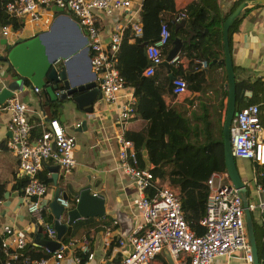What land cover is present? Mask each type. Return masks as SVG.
<instances>
[{
  "label": "crops",
  "instance_id": "crops-1",
  "mask_svg": "<svg viewBox=\"0 0 264 264\" xmlns=\"http://www.w3.org/2000/svg\"><path fill=\"white\" fill-rule=\"evenodd\" d=\"M238 1L240 2L242 0H174L177 9L176 17L179 13L185 15L180 20V24L184 25L186 31H189L188 24L190 21L188 22V20L190 18L199 25L200 21L209 19L214 15L213 8L217 7L218 11L224 15ZM141 3L142 0H134L129 14L123 11H116L110 16H106L102 12L96 14L98 39L104 46L109 43L110 36L117 25L121 24L126 26L128 19H139ZM192 4L193 8L187 10L188 6ZM52 6L41 8L38 19L31 22L24 16L14 17L22 24L16 30L12 29L10 25H7L11 30L7 36L2 35V27H0V55L4 49V45L1 44L3 38H7L8 42H13L19 36L28 38L42 33L44 40L47 42L49 54L51 57H55L53 64L58 71L67 68L68 82H88L93 80L99 90L97 80H95L94 70L89 66L88 62V55L91 58V52L88 49L86 31L69 10L63 9V12H58L53 10ZM200 9H203L201 15L195 18V15ZM239 17L230 44V53L235 75L240 79H245V81L251 83L259 81L264 85V3L245 8ZM221 28H223V23ZM181 33L183 35V32ZM177 38L182 40L180 36H177ZM188 38L182 40V42L188 43ZM196 41L198 45L202 43L201 38H196ZM183 43L179 52L182 50ZM220 49L216 46V52L218 54L217 60L223 56V45L222 51ZM167 50L169 51L170 49L168 48ZM179 56L176 62L184 72L189 71L192 64L193 67L191 69L194 66L197 69L202 68L200 66L204 60L200 58L193 59L186 53ZM7 67V64L3 60H0V90L6 88L13 93L9 99H17L27 105L29 109L27 116L31 130L35 129L37 133L38 131L42 132L49 119L57 118L67 136L74 141L72 155L76 160V166L69 174L62 175L59 169L55 183L52 177L53 172L51 171L52 166L55 164L47 163L45 165V170L42 175L51 180L47 184V190L43 196V204L46 206L48 212L52 215L47 202L52 200L57 187L65 189L66 185L70 184L74 190H77L89 184L92 192L103 196L105 210H112L117 214L121 212L129 218V224L119 221L117 217L106 214L75 220L68 227L65 234L67 235L68 230L73 227L76 221L80 222L75 227L74 235L69 238L78 239V241H82L83 239L87 240L94 257L92 260H88L87 254L81 252L79 248H76V250L66 253L59 264H110L114 259L121 258L129 250V246H121L120 240L124 236L132 233L137 225L143 224V219L140 217L138 211L131 205L132 199L138 195V191L118 166L117 143L114 139L117 131L116 119L119 106L132 95L133 88L128 86L122 89L114 103L105 101L101 94V98L94 103L91 113H84L81 110L74 111L76 104L74 102H66L63 109L66 120L61 121V114L57 112V106H53L49 102V93L39 87V92H35L34 88L36 86H32L31 82L26 78L19 79L17 73L12 68L8 71ZM158 71L162 72L160 69ZM205 77L206 84L202 86L199 92H192L188 89L183 95H173L169 92V89L162 93V98L167 107H171L180 112L188 120H191L192 123L198 124L199 121L196 117H202L205 113H207L209 121L215 122L217 121L216 114L218 115V125L222 128L227 100V76L225 67L222 64L213 65L208 69ZM53 83L52 81L51 84ZM59 85H61V82ZM257 86L259 85L257 84ZM57 91H59V95L63 93V89L61 88ZM250 91L252 92V90L244 91V100L251 99L248 95ZM245 93L246 96H244ZM7 102L6 100L0 105V247L2 239L5 237V228H9L14 235L25 234L27 236L28 246H31L32 252L52 253L45 246L41 245L40 242L43 238L48 240L54 239H50L43 231L38 233V222L28 212V200L23 196V188L27 179L19 171L16 156L7 150L5 146L6 140L11 135L9 129L10 115L5 109ZM257 103L262 104V102ZM50 109H53V111L50 112ZM262 118H264V115H262ZM84 119L87 120L86 127H82L81 125V121ZM142 120L141 115L136 112L128 121L127 129L128 127L133 130L140 129L139 122ZM262 126L264 130V122H262ZM37 133H33V140L40 136H37ZM140 151L141 148L139 149ZM235 161H237L236 164L240 176L246 183L248 202L256 205L250 211V214L252 225L254 223L257 224L261 222L259 202L264 199V187L258 183V177L262 176L263 164L246 159H235ZM244 162H247L248 169L243 166ZM73 200L72 197L68 198L69 208L67 207V209L73 207ZM60 220L62 222L66 221L65 212L60 216ZM107 227L111 229L110 234H106L105 228ZM28 246L23 249L15 247L10 249V251H17L19 253L18 264H21L22 256L35 258L26 249ZM0 250L2 254L0 256V264H5L2 249ZM76 257L79 258L78 261L75 259ZM53 259L50 260L49 264H53ZM168 259L169 254L164 250L150 264H170ZM212 264L248 263L245 260L244 252L238 250L231 256H219L215 258Z\"/></svg>",
  "mask_w": 264,
  "mask_h": 264
},
{
  "label": "built area",
  "instance_id": "built-area-1",
  "mask_svg": "<svg viewBox=\"0 0 264 264\" xmlns=\"http://www.w3.org/2000/svg\"><path fill=\"white\" fill-rule=\"evenodd\" d=\"M134 0H11L6 3L9 16H24L29 22L37 20L40 9L46 6H59L69 10L84 28L91 52V67L95 73V80L105 101L114 103L119 92L128 87L123 76L116 67L117 53L125 32L129 27L131 40L143 36V27L138 20L128 19L126 26L117 25L110 36L109 43L104 46L98 39L96 14L102 12L106 16L116 11L131 12ZM185 15L179 13L177 21ZM1 33L7 36L9 26H2ZM170 33L165 23L160 26L158 38L146 45L145 55L149 64L142 71L144 76L153 75L164 60L162 49L166 46ZM178 60L176 55L171 62ZM207 61H202L200 67H206ZM186 81L178 76L171 80L169 92L173 95H183L187 92ZM39 92V88H34ZM59 91L56 95L59 96ZM252 97V92H248ZM247 95V97H248ZM246 96V93L245 95ZM249 99V98H247ZM5 109L9 112L10 137L5 146L18 160V168L26 177L23 196L28 200L27 210L33 215L38 226L50 239H56V232L52 225L43 219L48 211L43 204V196L47 185L41 181L38 174L47 163L59 166L62 175L69 174L76 166L72 155L74 141L68 137L57 118L49 119L40 136L30 138L31 126L28 120V107L17 99H8ZM133 93L124 100L117 113L116 134L118 166L128 179L135 185L138 195L132 199L131 205L136 208L143 224H139L132 233L120 240V245H128L129 250L110 264H150L162 251H167L174 264H212L219 256H231L234 252H244L248 264H253L251 248L247 240L245 214L242 199L237 195L225 172H212L206 184L209 195L204 216L199 224L204 228L202 234H196L187 224L181 209L177 194L168 187L152 185V175L149 170L140 167L137 150L133 140L126 137L128 121L135 115ZM264 108L261 103H246L237 109L231 124L230 141L231 152L235 159H247L264 164V130L262 115ZM154 193L148 195V189ZM57 201L68 207V201L60 196ZM248 209L252 211L256 205L248 202ZM260 221L264 223V199L259 202ZM106 234L111 229L105 228ZM1 249L5 264H18L19 253L10 251L12 247L23 249L29 242L25 234L14 235L12 230L5 228ZM79 250L87 254L92 260L94 254L90 251L89 243L83 239H70L60 242L59 247L40 258L22 256L21 264H59L66 253ZM77 261L78 257L75 258Z\"/></svg>",
  "mask_w": 264,
  "mask_h": 264
},
{
  "label": "trees",
  "instance_id": "trees-1",
  "mask_svg": "<svg viewBox=\"0 0 264 264\" xmlns=\"http://www.w3.org/2000/svg\"><path fill=\"white\" fill-rule=\"evenodd\" d=\"M8 1L10 0H0V27L10 25L12 29L16 30L22 23L7 13L5 5ZM238 3L239 1L224 15L218 11L217 7L213 8L214 15L200 21L199 25L190 18L188 20V22L190 21L189 31H186L184 25L176 20L177 9L174 0H142L138 21L143 27V36L131 40L129 27H126L117 53L116 67L123 76L126 85L133 88L135 111L143 119L139 122L140 129L126 128V137L133 140L142 168L144 164L139 149L146 142L151 162L149 171L152 175V185L158 188L168 187L177 194L185 221L196 234L204 232L199 220L205 213L209 195L206 181L212 172H225L221 126L218 128L219 136H216L207 113L202 117H196L199 121L198 124L191 123L183 114L165 105L162 93L170 89L171 81H169L168 73L171 72L174 76L183 78L187 83V89L192 92L201 91L202 86L206 84L205 73L195 66L191 69L193 64L189 71L184 72L175 61L170 62L166 68L161 65L159 69L162 72H159L158 69L153 75L144 76L142 71L148 63L145 47L158 38L160 26L165 23L170 36L166 46L162 49L163 58H165L167 49L173 46V40L177 36L185 40L192 33L191 40L188 43H183L181 52H178V58L179 55L186 53L193 59L200 58L209 64L211 60L218 58L216 46L222 51V23ZM191 8H193V4L189 5L187 10ZM202 11L203 9H200L197 14L195 13V18L200 16ZM239 18L228 30L229 48H231V37ZM196 38H201L202 43L198 45ZM235 85L237 109L250 102H262V106H264L263 83L259 81L251 83L235 75ZM245 90H252V100H244ZM262 122H264V118H262ZM33 133H37L35 129H32L30 133L32 140ZM38 133L37 136L41 132L38 131ZM44 170L45 167L38 176L47 185L51 180L42 175ZM258 183L264 187V164L262 165V176L258 177ZM153 193L152 188L148 189V195ZM43 219L52 225L50 212H44ZM78 223L80 222L76 221L73 224L67 235L63 236L62 242L68 241L69 237L74 235ZM257 224H253L254 236L259 262L264 264V223ZM26 249L35 258L49 254L34 253L30 245Z\"/></svg>",
  "mask_w": 264,
  "mask_h": 264
},
{
  "label": "water",
  "instance_id": "water-1",
  "mask_svg": "<svg viewBox=\"0 0 264 264\" xmlns=\"http://www.w3.org/2000/svg\"><path fill=\"white\" fill-rule=\"evenodd\" d=\"M264 0H242L231 11L223 22L222 28V45L223 56L220 59H214L209 62L206 67L200 68L201 71L207 75L208 69L216 64H222L226 70V89L227 100L225 106L224 120L222 123L221 134L223 140V156L224 166L226 174L231 182V185L236 190L237 195L242 199L245 224L247 230V240L251 248V254L253 264H260L257 246L254 236V230L252 225L251 214L248 209V199L246 196V183L242 180L237 168L236 161L231 152L230 130L233 117L237 111L236 103V85H235V72L232 64L231 53L229 48L228 30L234 20L240 16L241 12L256 4H262ZM53 10L63 12V8L59 6H52ZM192 38V34L187 39L189 42ZM182 40L175 38L173 40V46L165 56L162 65L168 67L171 60L177 55L182 46ZM1 44L4 45L0 60H3L7 64V70L11 68L17 73V77L20 79H28L32 86L45 89L49 93V102L53 106H57V112L61 114V121L66 120L63 109L66 102H74L76 107L74 111L81 110L84 113H91L94 103L101 98L96 83L92 81L88 82H68L67 80V68L59 70L53 64L55 57H51L47 50V42L44 40L42 33L36 34L32 37H17L13 42H8L7 38L1 40ZM89 49V46H88ZM89 66L91 67L90 58L88 55ZM149 64V62H148ZM169 81L172 80L174 75L168 73ZM207 77V76H206ZM50 84H49V82ZM52 81L54 82L53 84ZM61 82V85L59 83ZM61 88L63 93L59 96L56 95V91ZM13 93L6 88L0 90V105L6 100L11 98ZM50 112L53 109L49 110ZM65 117V118H64ZM75 118V116H74ZM77 118V117H76ZM82 127H86L87 120L81 121ZM140 155L144 164V170H150L151 162L148 156L146 142L142 144ZM59 166L53 165L51 168L52 177L56 183L57 172ZM61 197L64 200H68L69 197L74 199V205L70 209L62 206L57 198ZM48 207L53 215L52 226L56 232L55 240L42 239L41 245L49 252L55 251L61 242L62 237L65 235L68 227L79 218H88L94 216H103L104 214L117 217L119 221L127 222L129 224V218L126 214L116 213L112 210H105L104 198L102 195L91 191V186L88 184L82 186L77 190H74L70 184L66 185V188L57 187L54 191V196L51 201L47 202ZM69 208V207H68ZM66 213V221L62 222L60 216L62 213ZM42 232V228L38 226V233ZM170 264H174L173 259L169 255Z\"/></svg>",
  "mask_w": 264,
  "mask_h": 264
},
{
  "label": "rangeland",
  "instance_id": "rangeland-1",
  "mask_svg": "<svg viewBox=\"0 0 264 264\" xmlns=\"http://www.w3.org/2000/svg\"><path fill=\"white\" fill-rule=\"evenodd\" d=\"M210 79H212V78H210ZM214 109V108H213ZM214 112H216V110H214ZM215 114V113H214ZM215 116H216V118H217V121H215V122H212V126H213V131H214V134L216 135V136H219V131H218V128H219V126L220 125H218V115H216L215 114ZM193 120V119H192ZM190 122H191V120H190ZM192 123V122H191ZM247 160V159H246ZM236 163H237V161H236ZM243 166L246 168V169H248V165H247V162H244V164H243Z\"/></svg>",
  "mask_w": 264,
  "mask_h": 264
}]
</instances>
